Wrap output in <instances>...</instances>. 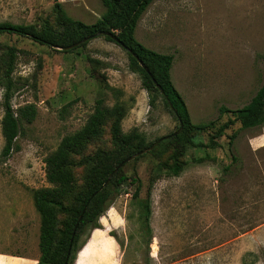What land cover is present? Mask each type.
I'll use <instances>...</instances> for the list:
<instances>
[{"label": "rangeland", "instance_id": "1", "mask_svg": "<svg viewBox=\"0 0 264 264\" xmlns=\"http://www.w3.org/2000/svg\"><path fill=\"white\" fill-rule=\"evenodd\" d=\"M56 2L83 24L104 11L100 0H0V22L61 32ZM134 37L173 55L170 80L190 122L213 120L214 127L188 131L191 143L178 157L186 163L177 175L168 172L170 149L151 150L157 143L126 161L121 166L125 179L98 218L99 227L83 229L79 242L89 239L72 264H264V126L241 129L234 121L209 141L216 127L232 118L218 115L219 105L236 108L264 92V0H152L136 22ZM7 47L15 49L9 104L13 110L27 103L35 107L32 121L21 123L9 156L0 155V254L6 255L0 261L18 264L20 259L8 255H39L32 191L48 186L43 158L82 126L95 98L107 107L119 104L120 129L135 131L145 142L174 131L177 122L160 98L149 103L125 51L102 35L59 49L2 32L0 59ZM2 76L0 61V118ZM110 126L107 118L70 154L72 188L57 201L69 205L82 189L87 156L97 149L120 150ZM2 144L0 133V149ZM201 156L202 161L195 160ZM134 177L140 184L135 197ZM53 213L59 227L64 215L57 208Z\"/></svg>", "mask_w": 264, "mask_h": 264}, {"label": "trees", "instance_id": "2", "mask_svg": "<svg viewBox=\"0 0 264 264\" xmlns=\"http://www.w3.org/2000/svg\"><path fill=\"white\" fill-rule=\"evenodd\" d=\"M104 7L103 13L93 23L83 24L66 16L57 6L59 17L64 25L61 32L50 30H37L32 24L0 22V33H13L27 37L39 44L47 46H66L85 36L97 35L98 31H105L114 36V39L104 34V39L119 45L128 58L129 67L137 72L140 85L149 97V103L158 97L165 108L170 112L178 128V121L181 128L176 134L170 133L156 137L153 142L157 144L151 150L170 149L172 151L171 164L168 172L177 175L183 168L186 161L178 160L184 153L186 143H191L188 131L203 130L214 127V121L208 120L203 123L193 124L190 122L184 101L174 88L169 75L173 55L161 53L145 47L134 37V28L141 13L152 0H100ZM90 38V37H89ZM84 43V42H83ZM80 43L79 45H83ZM78 46V45H77ZM76 47V46H74ZM72 47V48H74ZM15 49L7 47L4 56L1 57L2 79L5 85L3 96V112L0 118V133L3 144L0 155L3 158L9 156L14 148V141L19 133L21 123H29L35 114V107L32 103H27L13 110L9 104L10 74L13 71ZM138 61L142 66L139 65ZM158 85L162 92H159ZM264 87V80H263ZM170 103V107L167 101ZM174 110V112H173ZM218 115L230 113L231 119L219 124L215 129V134L209 136V141L214 139L234 121H238L239 128L247 129L264 126V92L254 93L243 105L236 108H227L224 105L217 107ZM123 116L122 108L114 103L111 107L103 104L101 97L94 100L92 112L87 115L85 122L72 133L65 134L56 147L44 158V177L48 186L36 188L32 191V203L39 215L38 251L39 255L36 264L41 262L62 264L66 254V264H72L76 251L84 242H79L85 227L96 228L98 218L110 206L116 195L115 187L118 186L125 176L118 167L110 180L103 186L105 178L109 172L125 157L136 150L151 145L153 142H145L143 136L135 131L123 132L120 129V119ZM111 118V133L114 140L120 145L117 152H109L102 149L95 150L87 156L89 167L83 179L82 189L71 199L69 205H64L56 200L57 197L66 195L72 188L71 176L67 170L70 164V154L77 151L81 142L93 136L99 125ZM174 130V131H175ZM165 136V137H164ZM231 134L230 137H232ZM209 143V142H208ZM201 145V144H200ZM205 156L195 158L202 161ZM131 180L136 182L132 196L137 195L139 180L134 177ZM112 186V188H110ZM145 203L147 201L144 199ZM64 215L60 221V226H56L53 210L56 209ZM78 216L80 218L78 219ZM148 211L145 208L143 213L144 224L147 223ZM75 226L73 235L72 229ZM111 235V233H109ZM71 238V240H70ZM70 240V241H69ZM68 251V253H67Z\"/></svg>", "mask_w": 264, "mask_h": 264}, {"label": "water", "instance_id": "3", "mask_svg": "<svg viewBox=\"0 0 264 264\" xmlns=\"http://www.w3.org/2000/svg\"><path fill=\"white\" fill-rule=\"evenodd\" d=\"M96 34H97V35H98V34H104V35H107V36H109L110 38L114 39V36H113V35H111V34L108 33V32H105V31H98ZM89 37H91V36H85V37H83V38L77 40L76 42L71 43V44L66 45V46H61V47H60V46H55V47H57V48H59V49H70V48H72V47H74V46H77V45H79L80 43L84 42V41H85L86 39H88ZM138 63H139L140 66H142L141 63H140L139 61H138ZM156 87L158 88L159 92H162V90L160 89V87H159L158 85H156ZM166 101H167V100H166ZM167 104H168V106L170 107V103H169L168 101H167ZM173 112H174V110H173ZM178 123H179L178 128H177L175 131H173L172 134H176V133L180 130V128H181V123H180V121H178ZM164 137H165V136H164ZM157 142H158V140H156L155 142H153V143H152L151 145H149L147 148L142 149V150H139V151H137V152H135V153H133V154H131V155L125 157L124 159H122V160H121V161H120V162H119V163H118V164H117V165H116V166H115V167L109 172V174L107 175V177L105 178V180H104V182L102 183L101 186L105 185V184L110 180V178H111L112 175L114 174L115 170H116L118 167H120L123 163H125V162L128 161V160H130V159L133 158L134 156H136V155L142 153L143 151H146V150L150 149V148H151L152 146H154ZM79 218H80V216H78V219H79ZM74 229H75V226H74L73 229H72L71 236L73 235ZM92 229H93V228H92ZM108 235L111 236L109 233H108ZM88 239H89V236H88L86 242H84V244L87 243ZM70 240H71V238H70ZM70 240H69V241H70ZM84 244H83V246H84ZM67 253H68V251H67ZM66 262H67V254H66V256H65V258H64V260H63V262H62V264H66Z\"/></svg>", "mask_w": 264, "mask_h": 264}, {"label": "crops", "instance_id": "4", "mask_svg": "<svg viewBox=\"0 0 264 264\" xmlns=\"http://www.w3.org/2000/svg\"><path fill=\"white\" fill-rule=\"evenodd\" d=\"M106 235L109 236L108 234H106ZM109 237L111 238V240L113 242V245L115 246L116 244H115L114 239L111 236H109ZM114 246H113V249H114ZM0 256H3L5 258L6 255L0 254ZM8 256H14L17 259H20L21 261L18 264H36V262H37V259L36 258H31V257H18L16 255H8ZM0 260H3V258L0 259ZM1 263H2V261H0V264ZM4 263H5V261H4Z\"/></svg>", "mask_w": 264, "mask_h": 264}]
</instances>
